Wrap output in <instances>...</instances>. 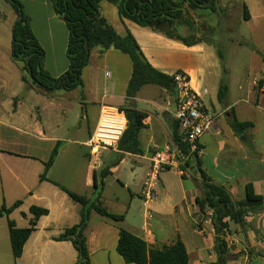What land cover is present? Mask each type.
Listing matches in <instances>:
<instances>
[{"label": "crops", "instance_id": "0c3cea01", "mask_svg": "<svg viewBox=\"0 0 264 264\" xmlns=\"http://www.w3.org/2000/svg\"><path fill=\"white\" fill-rule=\"evenodd\" d=\"M20 1L32 32L45 52L46 71L52 77H60L70 65L66 22L57 15L50 0ZM236 5L243 18L247 8L249 19L244 18L246 22L264 27V0H239ZM99 12L118 33L128 30L135 37L154 68L170 76L185 72L191 87L202 94L207 111L216 116L212 129L201 138L200 156L201 167L213 182L227 187L238 201L247 198L248 184H252L256 195L264 198V93L260 88L256 92L255 82L252 99L240 97L232 101L233 90L228 86V95L223 101L218 100L216 108L213 98L208 96L210 87L215 89L220 77L209 72V66L216 67L217 63L206 40L185 44L171 39L149 27L122 19L117 7L107 0L100 2ZM2 19L6 23L17 17L12 9L8 13L4 11ZM114 22L121 25L120 29ZM121 55L125 54L115 48L92 49L83 71L84 85L72 91L43 93L22 80L23 72L16 86L8 79L0 80V212L4 205L10 208L17 201L22 202L11 213L4 211L0 215V264H74L78 253L73 244L55 240L66 228L81 220L83 206L65 190L97 200L99 189L95 178H99L101 172L108 173L100 196L102 207L112 214L123 215L124 219L114 223L91 211L86 234L92 264H132L117 251L120 228L145 240L150 250L172 245L180 239L187 249L189 264L215 261V229L207 213L202 214L198 209L197 198L203 195V182L195 170L190 169L185 176L178 173L180 189H175L160 175L159 184L163 185L165 197L155 205L154 237H147L143 222L138 218L150 152L174 141L176 105H169L173 106V111L164 108V115L157 110L162 108L163 89L153 86L147 96H143L147 85L133 99L135 107L147 113L140 133L141 154L123 155L120 151L103 149L98 160L91 156L87 142L98 124L102 107L121 109L127 102L133 66L130 58L127 60ZM214 75L216 81L212 84ZM259 79L264 80V77ZM23 88L28 93L26 98L33 99L32 109L38 110V115L24 118L27 131L21 134L13 120L21 115L26 104L16 95ZM238 90L242 91L243 87L239 86ZM14 96L17 97L12 107ZM141 104L153 108L148 110ZM233 116L253 123V127L237 135L229 124ZM57 147L55 162L47 178L41 180L45 163ZM116 185L127 192L126 198L122 199L118 193L107 195V189ZM176 193L180 196L177 203L174 202ZM32 206L47 209L48 214L39 218L22 256L15 260L8 221H14L18 228L29 227ZM227 241L231 247L229 264H264V202L245 216L243 225L230 224Z\"/></svg>", "mask_w": 264, "mask_h": 264}, {"label": "trees", "instance_id": "16d2710c", "mask_svg": "<svg viewBox=\"0 0 264 264\" xmlns=\"http://www.w3.org/2000/svg\"><path fill=\"white\" fill-rule=\"evenodd\" d=\"M10 4L17 18L13 27L11 58L15 62L23 63L22 80L31 83L39 91L50 93L55 90L72 91L83 87V71L89 63L90 54L95 47L103 49L115 48L129 56L132 61L133 72L127 87V102L121 108L127 118V127L119 142L118 151L123 155L141 154L143 152L140 143V132L144 128V120L147 113L135 107L133 99L139 91L147 85H155L166 90L171 97L176 96L173 76L165 74L154 68L145 58L135 37L126 30L120 34L108 21L100 15L99 4L103 0H50L55 12L65 22L69 31L67 57L69 69L58 78L52 77L44 67L45 52L35 38L29 20L25 15L23 4L20 0H5ZM114 4L122 19L131 20L143 27H149L156 32L181 41L190 42L182 35H175L173 29L180 27L181 21L186 17L187 11H195L209 0H107ZM216 0H212L208 6L215 9ZM244 18L249 19L247 8ZM88 44V50L86 49ZM264 61V58H263ZM30 70V72H29ZM29 73L31 78L29 77ZM229 87L221 82L218 100L223 101L228 95ZM232 130L238 135L247 128L253 127L251 122H242L233 116L229 120ZM179 125L176 122L173 129V139L180 147L185 149L179 140ZM59 148H55L50 159L45 163V172L41 180H45L48 170L52 167L58 155ZM198 154L190 156L185 171L195 170L203 182V195L197 198V206L202 214L211 211V221L215 229V261L211 264H229L231 247L227 236L230 224H244L245 216L256 207H259L264 198L254 192L252 184L247 185V198L242 201L235 200L230 190L213 182L210 176L202 169ZM107 172H101L99 178H95V186L99 189L98 199L90 200L84 196L76 195L65 190L75 201L83 206L81 220L78 224L66 228L56 237L57 241H70L75 247L78 256L74 264H92L87 240V227L91 211L94 210L103 217L119 223L124 219L123 215L108 212L102 207L100 196L104 187V179ZM185 176V175H184ZM17 201L12 207L5 205L0 212L11 213L21 205ZM33 218L27 228H18L12 220L8 221L11 248L15 260L19 259L24 246L31 234L35 231L40 217L47 215L48 210L36 206L30 208ZM118 253L127 263L132 264H189V255L184 243L178 239L172 245L163 246L160 249L150 250L148 244L142 238L132 234L124 228H120L117 245Z\"/></svg>", "mask_w": 264, "mask_h": 264}, {"label": "rangeland", "instance_id": "374dc122", "mask_svg": "<svg viewBox=\"0 0 264 264\" xmlns=\"http://www.w3.org/2000/svg\"><path fill=\"white\" fill-rule=\"evenodd\" d=\"M181 1V0H177ZM220 6H219V4ZM215 5V9L210 7H200L196 13L194 11H187L186 17L179 24L178 29H173L175 35H182L187 40L202 39L206 40L209 44V49L214 51L216 67L209 66V72L217 73L220 77L218 80V86L213 89L210 87V96L213 98L216 108H218V92L221 82H225L233 90L232 101L241 98L252 99L254 95L253 82H255V89L258 92L259 88L264 85V80L259 79L264 77V27L258 26L255 23H248L244 20L241 14V10L237 9V3L239 0H220ZM110 8H114L113 5H108ZM223 7H226L225 9ZM12 9L10 5L0 0V80L3 78L10 80L16 86L15 83L19 81L22 71L23 63L15 62L11 58V45H12V28L15 22L7 20L4 23L2 17L4 11L10 12ZM120 29L121 25L118 22H114ZM264 25V22H263ZM205 28V29H204ZM204 29V30H203ZM130 60L127 55H121ZM26 74V71L23 72ZM217 79V77H216ZM212 84L216 81L215 75L212 76ZM261 82V83H260ZM259 84H261L259 86ZM155 85H148L144 89L143 96H147L148 92ZM242 86L243 90L239 91L238 87ZM162 89V88H161ZM164 90V89H163ZM162 92L163 99L161 101L162 108H158V112L165 114L164 108H169L173 111V106H169L173 103V97L169 96L168 92L164 90ZM19 94V96H18ZM9 96L10 94H5ZM16 95L23 98L26 101L22 107L21 115L15 120L13 124L18 128L21 134L27 131L26 125H24V118L30 117V114L34 117L38 115V110L32 109L33 99L26 98L28 93L26 89H21ZM16 96V97H17ZM16 97L13 98V106ZM25 97V98H24ZM145 109L151 110L153 107L142 105ZM208 108L212 111L213 108L208 102ZM170 117H173L171 112H167ZM169 171V172H168ZM166 171V174H161L162 178L173 185L175 189H180V177L176 170L171 169ZM160 182V181H159ZM157 199L153 202L152 207L155 209L157 202L162 201L164 196L163 185L158 184ZM114 193H118L120 197L126 198L128 196L126 191L121 190L117 185L114 188L107 189V195L110 196ZM180 196L175 194L174 202L179 201ZM144 203L142 201V207L140 208V220L144 225Z\"/></svg>", "mask_w": 264, "mask_h": 264}, {"label": "built area", "instance_id": "2783aa9c", "mask_svg": "<svg viewBox=\"0 0 264 264\" xmlns=\"http://www.w3.org/2000/svg\"><path fill=\"white\" fill-rule=\"evenodd\" d=\"M173 78L176 90L173 100L176 105L174 115L179 125V140L185 149L172 141L150 152L148 173L140 192L145 207L144 228L148 238L154 237L152 224L155 212L152 204L157 199L156 188L161 173L174 169L183 176L188 174L184 168L186 163L194 153L201 156V138L212 129L216 120V116L207 111L202 94L191 87L185 72L178 71L173 74ZM260 89L264 93V85ZM204 93H208L207 90H204ZM126 127L127 118L124 111L115 107H102L98 124L87 142L91 156L98 160L103 149L118 151ZM211 215V211H208L207 216L210 219Z\"/></svg>", "mask_w": 264, "mask_h": 264}, {"label": "water", "instance_id": "95a60500", "mask_svg": "<svg viewBox=\"0 0 264 264\" xmlns=\"http://www.w3.org/2000/svg\"><path fill=\"white\" fill-rule=\"evenodd\" d=\"M211 2H212V0H209V2L208 3H206V4H202V5H205V6H209L210 4H211ZM18 20H19V18H17L16 20H15V22H14V26L16 25V23L18 22ZM205 29V28H204ZM203 29V30H204ZM14 36V33L12 34V37ZM86 49L88 50V44H86ZM29 72H30V70H29ZM29 77L31 78V75H30V73H29Z\"/></svg>", "mask_w": 264, "mask_h": 264}]
</instances>
